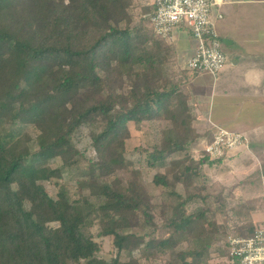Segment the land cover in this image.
Segmentation results:
<instances>
[{
	"label": "trees",
	"instance_id": "1",
	"mask_svg": "<svg viewBox=\"0 0 264 264\" xmlns=\"http://www.w3.org/2000/svg\"><path fill=\"white\" fill-rule=\"evenodd\" d=\"M133 2L0 0V264H209L252 234L255 200L209 218L223 198L202 174L208 157L191 156L212 136L193 127L186 85L198 72L177 68L150 6L136 20ZM130 124L154 128L139 153L153 190L126 157ZM95 237L111 239L113 257H97Z\"/></svg>",
	"mask_w": 264,
	"mask_h": 264
},
{
	"label": "rangeland",
	"instance_id": "2",
	"mask_svg": "<svg viewBox=\"0 0 264 264\" xmlns=\"http://www.w3.org/2000/svg\"><path fill=\"white\" fill-rule=\"evenodd\" d=\"M151 1L152 0H134L131 9L133 17L136 20L138 16L142 15V8H149L148 6H150ZM234 20L229 22V25L235 30L234 33L224 32L218 34V32L216 31L219 41H221L222 39L228 40L230 42L233 41V44L229 46H225L223 44L221 46V51L226 58V63L223 70L214 77H208V75H205V73H198V75L196 76L192 75L190 83L186 85V90L190 97L189 107L191 108L192 115L194 116L193 127L201 137H204L206 132H208L209 130L212 134V130L209 129L208 123L207 125H205L207 119H202V123L206 127L200 126L201 124L195 123L194 114L201 112L203 117H206V115H208L209 118L211 117V121H213V119H220L223 116L229 119H231V117H234L233 119H237L238 117L236 116L240 114L239 110L237 108L233 109V112L228 110L229 114L226 113L227 115H225V110L227 108L221 107L222 102H225V100H230L231 98H237L238 96H241L242 93L251 94L260 101L262 100V98H264V55H261L260 57H256L254 59H248L244 62L245 65L247 63L246 68H250L251 66L248 64L252 63L254 64L255 68L251 67V69L259 72L257 74V78H259L258 84L253 85L252 87L248 83L245 84L243 82V74L245 73V71L242 62L239 61V59L242 57L239 56L240 43L238 41V38L240 37V33L242 34L244 30L248 29V23L245 21L239 22ZM262 22H264V20H262ZM258 31V36L260 39H262V37H264V26L260 27ZM174 60L177 68L187 69L186 63L183 65H179L177 63L175 52ZM235 60L239 65H237V68H235V66H232V62ZM195 83H200V85L197 86L195 85ZM198 93H204L205 95L202 96L204 98H201V95H199ZM190 101L192 102L191 104ZM222 108L225 110H223ZM262 108H264V106H262V103L255 100V117L253 124L251 125V122L247 123L248 125L254 127L260 125L259 127H256L257 129H259V134H247L246 132L249 130L245 129H243L241 132L244 135L246 134L251 137L252 142L256 144V147L252 150L251 153H243L242 151L238 150L233 151V153L224 156L226 159H224L223 162L216 164L214 161L208 159V161H211V165H205V167H202V174H204L208 179V188L211 190V192H213L214 194L222 191L223 201L213 204V210L215 209L216 211L212 210L213 212H208L209 218L214 217L215 220L219 223H222L226 220L225 218H227V211L233 205L246 202L248 200H255V211L251 213V216L254 219V223L257 224L262 220L261 212L262 207H264V146L260 145L264 144V110H261ZM196 109H198V112L195 111ZM258 109L260 111H257ZM199 113L197 114V116L200 115ZM245 113H247V111ZM245 113H243V115ZM129 131L130 138L126 143V157L130 160H133L135 168L140 169L141 171L142 179L145 181L146 185L150 187V190H153V186L150 182L154 175V172L148 170L139 153L142 149L149 148L154 143V128L150 125L145 124H142L135 128L132 124H130ZM31 136L33 138L35 137V133L33 131H31ZM255 140H257L258 142H255ZM204 142L207 141L201 140L192 148L191 156L195 161L205 156L202 152ZM77 146L79 150L85 154L86 158L92 159L94 157V154L89 146V141L87 139L86 133L82 132L81 134H79ZM59 164V162H55V165ZM254 172H259L260 177L259 179H256L255 184L250 187L249 178ZM59 183L66 184L71 194L76 193L74 182L68 177H64L63 180ZM45 186L47 192L52 196L55 190L52 182L46 183ZM177 191L182 192L180 187H177ZM159 200L160 198H155L154 202L159 204ZM217 207L221 208V212L217 210ZM90 232L94 236L97 230L96 228H93ZM95 240L101 246V250L97 254L98 258L108 260L113 257L115 253L112 249L110 238L95 237ZM167 258L168 257L165 256L162 259L156 261L142 260L141 264H163V261ZM210 258L211 259L209 261V264H219L221 262H224V258L219 257V254L216 251L212 252Z\"/></svg>",
	"mask_w": 264,
	"mask_h": 264
},
{
	"label": "built area",
	"instance_id": "3",
	"mask_svg": "<svg viewBox=\"0 0 264 264\" xmlns=\"http://www.w3.org/2000/svg\"><path fill=\"white\" fill-rule=\"evenodd\" d=\"M216 0H152L150 27L156 38L168 41L176 29H182L195 42V51L186 62L190 71L205 73L211 77L221 72L226 58L221 51L212 23V7ZM211 140L203 143L202 152L209 160L242 151L249 153V140L241 132L227 130L210 124ZM262 220L246 238H228L226 264H264V207Z\"/></svg>",
	"mask_w": 264,
	"mask_h": 264
},
{
	"label": "crops",
	"instance_id": "4",
	"mask_svg": "<svg viewBox=\"0 0 264 264\" xmlns=\"http://www.w3.org/2000/svg\"><path fill=\"white\" fill-rule=\"evenodd\" d=\"M211 16L215 32L217 31L218 34L224 32L234 33L235 30L229 25V22L234 19L239 22L245 21L248 23V29L243 31L244 34L240 33V37L238 38V41L240 43L239 56L242 57L239 59V61L242 62L245 71V73L243 74V82L245 84H250L251 87L258 84L259 78H257V74L259 72L251 69V67L255 68L254 64L249 63L248 65H250L251 67L246 68L247 63L245 65L244 62L248 59L250 60L264 55V37L260 39L258 36L259 28L264 26V22H262V20H264V0H216V5L212 7ZM168 43L171 44V47L175 52V58L179 65L185 64L187 60L192 57L196 47L195 42L188 36L187 32L182 29L174 30V32L170 36V39L168 40ZM231 44H233V41H231ZM233 62L232 66H235V68H237L239 65L237 64L236 60ZM208 77L211 76L208 75ZM195 85L198 86L200 85V83H195ZM199 95H201V98H204L202 96H204L205 94L202 93ZM255 100L257 102H261L262 106H264V98H262V100L260 101L256 99L255 96L245 93H242V95L238 96L237 98H231L230 100H225V102H222L221 107L227 108L226 110L222 108L223 110H225V115L229 114L228 110L232 112L235 108L239 110L240 114L236 116L238 117L237 119H233L234 117H231V119H229L223 116L220 119H213V121H211V117L209 118L208 115H206V117H203L202 113H199L197 111L198 109H196L195 111H197L200 115L197 116L198 113L194 114V121L195 123L201 124L200 126H205L208 123L209 129L210 124H215L227 130L235 132H242V130L245 129L249 130L246 132L247 134H259V129H257L256 127H259L260 125L254 127L247 124L248 122H251V125L253 124L255 117ZM191 103L192 102L190 101V104ZM261 110H264V108H262ZM246 111L247 113H245ZM257 111L260 110L258 109ZM243 113L245 114L243 115ZM202 119H207L205 125H203ZM246 136L249 140V153H251L252 150L256 147V144L252 142L251 137H249L248 135ZM255 142L258 141L255 140ZM260 145L264 146V144Z\"/></svg>",
	"mask_w": 264,
	"mask_h": 264
},
{
	"label": "water",
	"instance_id": "5",
	"mask_svg": "<svg viewBox=\"0 0 264 264\" xmlns=\"http://www.w3.org/2000/svg\"><path fill=\"white\" fill-rule=\"evenodd\" d=\"M221 43H222L223 45H225V46H229V45H231V42L228 41V40H225V39H222V40H221ZM233 64H234V62H233Z\"/></svg>",
	"mask_w": 264,
	"mask_h": 264
}]
</instances>
